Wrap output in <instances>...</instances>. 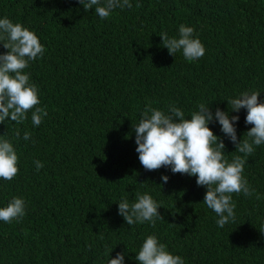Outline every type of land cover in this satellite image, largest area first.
Wrapping results in <instances>:
<instances>
[{"label": "trees", "instance_id": "16d2710c", "mask_svg": "<svg viewBox=\"0 0 264 264\" xmlns=\"http://www.w3.org/2000/svg\"><path fill=\"white\" fill-rule=\"evenodd\" d=\"M131 3L101 20L79 0H0V19L34 31L46 49L25 71L47 110L38 127L34 109L20 124L0 123V140L11 141L19 157L18 174L0 178V207L13 197L25 201L22 218L0 221V264H107L121 252L124 264H139L148 235L185 264H264V144L244 166L255 193H233L235 222L220 228L203 203L206 187L169 167L146 170L133 131L149 101L165 113L174 104L188 119L200 103L227 112V100L247 90L264 102V0ZM181 24L205 46L196 61L162 45L160 34L178 36ZM7 51L0 43V54ZM230 115L240 117L242 140L254 126L245 122L247 110ZM209 127L229 162L243 156L218 122ZM137 192L161 206L164 219L155 226H130L119 214L118 202H135Z\"/></svg>", "mask_w": 264, "mask_h": 264}, {"label": "clouds", "instance_id": "9594fccd", "mask_svg": "<svg viewBox=\"0 0 264 264\" xmlns=\"http://www.w3.org/2000/svg\"><path fill=\"white\" fill-rule=\"evenodd\" d=\"M85 10L95 8V15L101 20L109 18L114 10L132 8L131 0H79ZM139 7V4L136 5ZM193 27L181 24L178 36L169 37L161 33L162 45L170 55L182 52L183 57L193 62L203 57L205 46L194 35ZM0 43L7 52L0 54V123L10 117V121L20 124L27 119L32 111L31 121L39 126L47 116L45 107L40 104L38 87L31 82L30 73L26 72L31 61L42 57L45 47L34 31L20 23H13L9 18L0 19ZM260 93L254 90L241 92L237 97L228 99L229 110L220 108L213 114L211 108L200 103L198 110L191 113V119L174 104L168 111L152 107L151 101L146 105L141 119L133 125L136 136V151L139 161L149 171L161 167H169L173 173L187 174L197 177L198 186L206 187L203 203L213 210L218 217L216 223L223 228L235 222V203L233 193L252 196L255 189L251 188L244 177V166L247 158L255 150L254 146L264 144V102L259 100ZM247 110L245 122L254 125L245 134L247 139H239L236 123L240 117L230 115L231 112ZM216 121L221 131L235 145L236 151L242 153L233 157L231 162L226 159L225 143L214 134L209 123ZM19 138V129L15 133ZM30 132H25L23 139L29 140ZM35 143V141H33ZM18 154L11 141L0 140V178L11 181L19 172ZM36 170L44 165L34 161ZM167 183L169 177H161ZM260 199L259 194L256 195ZM119 214L127 225L150 222L155 226L157 219H164L160 214L161 206L148 193L136 194L133 203L124 198L118 202ZM25 215V201L13 197L5 207H0V221L11 223ZM135 259L139 264H185L179 255L172 254L167 245L160 243L155 235H148L144 240ZM125 253H117L115 258L108 259L107 264H124Z\"/></svg>", "mask_w": 264, "mask_h": 264}]
</instances>
